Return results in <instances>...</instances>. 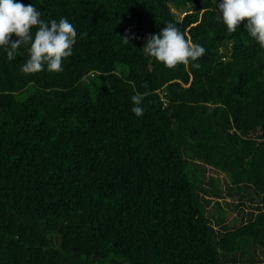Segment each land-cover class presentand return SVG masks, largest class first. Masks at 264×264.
<instances>
[{
	"label": "trees",
	"instance_id": "trees-1",
	"mask_svg": "<svg viewBox=\"0 0 264 264\" xmlns=\"http://www.w3.org/2000/svg\"><path fill=\"white\" fill-rule=\"evenodd\" d=\"M22 2L77 39L59 73L0 48V264H264V48L246 21L228 32L214 0ZM167 22L204 46L199 69L143 52Z\"/></svg>",
	"mask_w": 264,
	"mask_h": 264
},
{
	"label": "clouds",
	"instance_id": "clouds-1",
	"mask_svg": "<svg viewBox=\"0 0 264 264\" xmlns=\"http://www.w3.org/2000/svg\"><path fill=\"white\" fill-rule=\"evenodd\" d=\"M214 3L218 13L216 19L228 32H235L241 21H246L243 28L247 35L264 48V0H214ZM41 16V11L32 2L0 0V48L9 60L16 58L22 46L25 48L27 57L20 65L22 73L62 72L64 62L73 53L77 39L75 26L63 16L58 20H45ZM165 24L159 33L146 36L141 47L143 52L167 68L188 65L191 61V67L199 69V58L206 51L204 46L187 40L174 23ZM125 31L127 35L135 36L130 29ZM84 35L86 33H80L81 37ZM123 39L128 42L127 37ZM146 95L147 91L134 92L130 97L131 112L137 117L145 111L142 104Z\"/></svg>",
	"mask_w": 264,
	"mask_h": 264
},
{
	"label": "rangeland",
	"instance_id": "rangeland-1",
	"mask_svg": "<svg viewBox=\"0 0 264 264\" xmlns=\"http://www.w3.org/2000/svg\"><path fill=\"white\" fill-rule=\"evenodd\" d=\"M172 11H173V13L175 14V16L178 18V19H180L184 14H185V12L186 11H192V4H187L185 7H183L182 9H180V10H177V9H172ZM99 78H103V77H99ZM99 78L96 80V83L98 82V80H99ZM31 92H32V89H29L28 91H25V92H23V93H20L19 95H18V98L20 99V100H23V99H25L28 95H30L31 94ZM207 169V168H206ZM209 170V169H208ZM210 172H211V170H209ZM210 172H208L207 174H209L210 175ZM218 174V177H220L219 179H221V186H223L224 184H225V181H226V177H225V175L223 174V173H217ZM223 184V185H222ZM222 202H226L227 203V200H223ZM229 208V207H228ZM233 209H229V211H228V214H229V216H230V218H233Z\"/></svg>",
	"mask_w": 264,
	"mask_h": 264
},
{
	"label": "crops",
	"instance_id": "crops-1",
	"mask_svg": "<svg viewBox=\"0 0 264 264\" xmlns=\"http://www.w3.org/2000/svg\"><path fill=\"white\" fill-rule=\"evenodd\" d=\"M252 205H254V204H249V207H250V208H249V211H250V210H253V209H251V208H253ZM233 215H234V213H233Z\"/></svg>",
	"mask_w": 264,
	"mask_h": 264
},
{
	"label": "water",
	"instance_id": "water-1",
	"mask_svg": "<svg viewBox=\"0 0 264 264\" xmlns=\"http://www.w3.org/2000/svg\"><path fill=\"white\" fill-rule=\"evenodd\" d=\"M59 245L60 246L62 245V239L61 238L59 239Z\"/></svg>",
	"mask_w": 264,
	"mask_h": 264
}]
</instances>
